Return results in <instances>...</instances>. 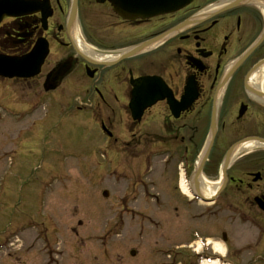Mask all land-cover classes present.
<instances>
[{
  "label": "flooded vegetation",
  "instance_id": "1",
  "mask_svg": "<svg viewBox=\"0 0 264 264\" xmlns=\"http://www.w3.org/2000/svg\"><path fill=\"white\" fill-rule=\"evenodd\" d=\"M7 1L18 6L0 9V54L46 50L36 75L8 81L37 104L86 101L109 166L150 171L140 193L167 204L148 264H264V0L134 18L110 0ZM107 261L86 264H121Z\"/></svg>",
  "mask_w": 264,
  "mask_h": 264
},
{
  "label": "rangeland",
  "instance_id": "2",
  "mask_svg": "<svg viewBox=\"0 0 264 264\" xmlns=\"http://www.w3.org/2000/svg\"><path fill=\"white\" fill-rule=\"evenodd\" d=\"M35 100L0 79V264H86L105 257L148 264L140 252L150 253L152 226H164L167 204L155 207L141 194L151 192L150 171L140 178L137 166L130 173L109 166L86 101ZM209 262L231 264L212 258L197 264Z\"/></svg>",
  "mask_w": 264,
  "mask_h": 264
},
{
  "label": "water",
  "instance_id": "3",
  "mask_svg": "<svg viewBox=\"0 0 264 264\" xmlns=\"http://www.w3.org/2000/svg\"><path fill=\"white\" fill-rule=\"evenodd\" d=\"M191 1L192 0H110L115 12L120 14L123 18L149 17L166 12H171L182 8ZM11 3V1L0 0V9H3L5 7L9 8L11 6L15 8L16 6H18V4L16 3ZM130 12L132 13L129 14ZM143 47L144 46H139L137 48H134L133 50H131V52H129V54H133ZM45 55L46 50L41 44H37L29 54L21 57H10L0 54V76L6 78L32 77L39 72V68L43 62ZM142 82L144 81L139 80L134 82V89L138 87ZM145 106H142L141 108H144ZM132 107L134 108L135 105H132ZM107 195L108 193L104 191L103 196L106 197Z\"/></svg>",
  "mask_w": 264,
  "mask_h": 264
},
{
  "label": "bare ground",
  "instance_id": "4",
  "mask_svg": "<svg viewBox=\"0 0 264 264\" xmlns=\"http://www.w3.org/2000/svg\"><path fill=\"white\" fill-rule=\"evenodd\" d=\"M260 73L262 74V77L264 78V64L261 66ZM204 193L207 194V195H210V190L209 189H204ZM215 248H216V250H219V251L222 250L220 245H216ZM206 264H218V263L217 262H209V263H206Z\"/></svg>",
  "mask_w": 264,
  "mask_h": 264
}]
</instances>
